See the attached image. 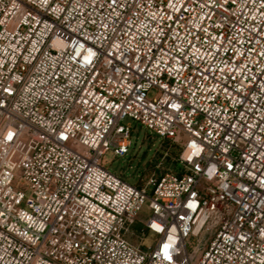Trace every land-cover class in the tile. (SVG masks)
<instances>
[{
  "label": "built area",
  "instance_id": "built-area-1",
  "mask_svg": "<svg viewBox=\"0 0 264 264\" xmlns=\"http://www.w3.org/2000/svg\"><path fill=\"white\" fill-rule=\"evenodd\" d=\"M0 264H264V0H0Z\"/></svg>",
  "mask_w": 264,
  "mask_h": 264
},
{
  "label": "rangeland",
  "instance_id": "rangeland-1",
  "mask_svg": "<svg viewBox=\"0 0 264 264\" xmlns=\"http://www.w3.org/2000/svg\"><path fill=\"white\" fill-rule=\"evenodd\" d=\"M126 123H130L135 129L131 136L130 153L125 157L108 153L103 158L105 166L131 185H136L141 179L147 180L160 164L164 168L171 165L174 170L179 169V165L171 164L178 154V148L171 146L167 141H162L159 136L130 119L126 120ZM149 216L150 213L145 206L142 219L146 220ZM152 241L153 237L150 235L144 242L145 246H150Z\"/></svg>",
  "mask_w": 264,
  "mask_h": 264
}]
</instances>
